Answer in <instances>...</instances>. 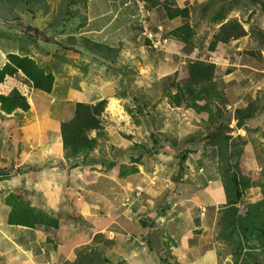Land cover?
I'll return each mask as SVG.
<instances>
[{"label":"rangeland","instance_id":"rangeland-1","mask_svg":"<svg viewBox=\"0 0 264 264\" xmlns=\"http://www.w3.org/2000/svg\"><path fill=\"white\" fill-rule=\"evenodd\" d=\"M42 1L28 21L27 3L0 0V67L9 53L28 54L56 77L51 93L34 89L21 73L0 84V94L17 88L31 106L27 112L0 115V264H35L34 256L36 264H84L85 258L90 264H264V249L228 228L240 205L227 204L220 187L212 195L200 187L219 178V163L230 154L225 147L220 150L225 144L221 128L227 129L229 142L251 134L264 146L258 127L264 125L262 110L249 124L257 132L250 133L238 127L233 106L254 100L264 106V36L253 33L264 31L262 13L247 12L232 0H171L196 8L191 23L201 36L218 30L211 20L215 9L224 7L226 19L244 23L248 36L209 51L208 38L196 49L169 38L166 32L180 26L182 18L169 21L162 6L149 10L145 0H88L67 9L69 0ZM196 58L217 66L219 87L229 99L222 105L229 113L226 120L214 107L212 113H196L186 95L181 106L163 96L168 89L176 91L170 88L173 80L186 81L187 64ZM104 98L103 129L91 132L99 146L89 158L69 160L61 122L73 116L76 102ZM156 139L163 144L156 145ZM255 147L253 142L245 146L240 164L244 174L259 180L251 187L257 203L264 199V155ZM180 151L188 158L176 181ZM90 158L98 164L85 165ZM121 166L138 172L122 177ZM12 193L51 211L62 227L35 231L9 224L6 200ZM47 237L53 244L46 243ZM21 248L23 254L7 262Z\"/></svg>","mask_w":264,"mask_h":264},{"label":"trees","instance_id":"trees-1","mask_svg":"<svg viewBox=\"0 0 264 264\" xmlns=\"http://www.w3.org/2000/svg\"><path fill=\"white\" fill-rule=\"evenodd\" d=\"M2 2L11 3L13 1H21L28 4V8L25 11V18L31 21L32 17L39 12L42 8V0H1ZM88 0H69L66 2V9L70 8L73 4L87 3ZM149 5V10H153L157 6H162L165 11L167 20L172 21L176 18H182L183 23L180 26L174 27L166 32V35L173 40L184 45L186 48L196 49L205 45L206 38L209 39L208 49L209 51H215L219 43H229L231 40H241L248 36L249 31L245 29L244 23L237 18L226 19L229 15V11L224 7L216 11L212 15V19L219 25V28L215 32H209L204 36L198 34L197 26L191 23V14L196 11L193 6H177L174 5L171 0H145ZM227 0H221L220 2H226ZM236 6L244 7L247 12L255 13L260 11L261 16L264 17V0H232ZM32 4V7H31ZM207 4H209L207 2ZM70 9L63 11V19L67 20L64 15H70ZM31 15V16H30ZM30 16V17H29ZM13 19H16L13 18ZM20 19V17H19ZM210 20V21H211ZM252 30L253 27L251 28ZM253 33H261L264 36V31L259 30ZM147 44L151 45V40L146 39ZM98 48L103 47L101 44H95ZM97 52V51H96ZM253 56L259 57L260 52L254 50L249 51ZM260 67V64H255ZM188 76L185 82L176 83L175 80L171 82L170 88L175 87L176 91L172 92L167 90L163 96H167L170 99V103L174 106L182 105V95H186L191 107L198 114H204L206 112L212 113L213 107L217 109L221 120L228 117L227 112H223L222 105L228 103V96L224 90L219 87L217 81L216 64L211 61L201 60L196 58L191 60L187 64ZM23 74V79L26 83L30 84L34 89L51 93L54 89L56 77L52 72H47L42 68L38 62L28 54L9 53L7 56V62L0 67V84L5 82L7 78H16L19 74ZM173 83V84H172ZM108 100L106 98L96 101H78L74 105L73 116L69 119L61 122L60 135L63 142V148L66 157L71 160H82L89 158L94 154L95 149L99 146V140L95 136H91V132H100L103 129L102 115L107 107ZM221 104V106H220ZM261 102L251 101L247 106L235 107V118L237 119L238 127L244 126L250 133L257 132L256 128L253 130L249 124L252 123V118L255 117V113L261 111L264 113V106H261ZM30 103L28 98L21 93L17 88L12 89L9 93L0 94V115L4 112L7 115H11L16 110L29 111ZM264 115V114H263ZM212 119V118H211ZM226 120V119H225ZM259 129H262L264 137V125H258ZM221 132L225 138V144L223 143L220 150L225 147V150L230 154H226V158L222 160L219 173V179L223 182L225 193L228 199V203L238 208L234 210V214L231 213L228 218V228L235 232H241L243 237H246V242L253 247L255 244L260 250L264 249V199L255 203V199L252 193L251 187L259 185V180H252V178L244 174L241 168L240 158L244 153L245 146L249 142H253L256 145V151L264 155L263 142L254 136L247 135L245 137L236 136L232 142H229L230 135L227 129L221 128ZM217 135L219 133H216ZM212 135V134H210ZM190 141H196V138L189 139ZM156 145H162L163 142L155 140ZM167 143V142H166ZM170 144L171 141H168ZM144 147V146H142ZM179 170L177 174H174L176 181L182 178L183 172L186 170V160L188 158L187 151H180ZM219 157L223 159L224 154L220 152ZM200 159H204L202 156H198ZM219 158V159H220ZM81 160V161H82ZM85 165H95L93 158L84 162ZM121 176L126 177L129 174L137 173L138 168H132L129 170L126 166H121ZM261 176L264 177V168L261 170ZM208 180H205L200 187H205ZM67 199V198H66ZM7 205L10 206V211L7 217V222L11 225H17L32 230H58L62 227L60 219L51 211L41 210L33 205L28 200L18 194H10L7 197ZM252 205L246 211H241L242 205L251 203ZM255 203V204H254ZM232 206V207H233ZM234 207V208H235ZM239 213L237 214V212ZM51 212V213H50ZM61 212V211H60ZM250 227L252 229H246ZM224 233V232H223ZM240 235V234H239ZM241 236V235H240ZM252 242V244H250ZM46 243L53 244V240L47 237ZM255 243V244H254ZM72 247V244L68 246ZM86 261V258L84 259ZM84 264H90L85 263ZM162 261L169 262V258H162ZM259 264V263H254Z\"/></svg>","mask_w":264,"mask_h":264},{"label":"crops","instance_id":"crops-1","mask_svg":"<svg viewBox=\"0 0 264 264\" xmlns=\"http://www.w3.org/2000/svg\"><path fill=\"white\" fill-rule=\"evenodd\" d=\"M214 179H216V178H212V180L211 179H208V183L205 185V187H202L203 189H206V188H209V191H210V193H207L208 195H212L213 194V192L216 190V188H217V190L219 189V187H220V193L221 192H223L224 194H225V197L227 198V196H226V193H225V191H224V187H223V184H222V181H220V180H214ZM216 190V191H217ZM206 191V190H205ZM207 192V191H206ZM207 201H208V203H210V200L209 199H206ZM197 201H198V203L200 202V205H201V203H202V201L200 200V199H197ZM205 204V203H204ZM203 205V204H202ZM202 208V207H201ZM0 249H1V247H0ZM2 250V249H1ZM20 252H17L12 258H7V262H14L15 261V257H17L18 258V255L19 254H23V252H24V249H22L21 248V250H19ZM29 251V253H31L32 254V252L30 251V250H28ZM50 251H51V249H50ZM50 251H46L47 252V254H50ZM4 252V251H0V259L3 257V255H2V253ZM49 252V253H48ZM31 254H29L30 256H31ZM48 256V255H47ZM31 257H33V256H31ZM35 257V256H34ZM34 257H33V260L31 261V263H35L36 264V261H35V259H34ZM50 258H51V256H49V259H47L46 260V262H48V263H50L51 261H50ZM8 259H11L10 261H8ZM2 261V260H1ZM4 264H5V262H3Z\"/></svg>","mask_w":264,"mask_h":264},{"label":"clouds","instance_id":"clouds-1","mask_svg":"<svg viewBox=\"0 0 264 264\" xmlns=\"http://www.w3.org/2000/svg\"><path fill=\"white\" fill-rule=\"evenodd\" d=\"M213 178H216V177H213ZM214 180H220L219 178L218 179H214ZM221 181V180H220ZM222 184H223V182H222ZM223 187H224V185H223ZM224 191H225V189H224Z\"/></svg>","mask_w":264,"mask_h":264}]
</instances>
